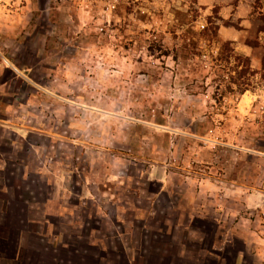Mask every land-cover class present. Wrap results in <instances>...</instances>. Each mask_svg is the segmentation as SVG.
I'll return each instance as SVG.
<instances>
[{
    "label": "rangeland",
    "instance_id": "374dc122",
    "mask_svg": "<svg viewBox=\"0 0 264 264\" xmlns=\"http://www.w3.org/2000/svg\"><path fill=\"white\" fill-rule=\"evenodd\" d=\"M71 1L0 0V256L264 264V73L197 0Z\"/></svg>",
    "mask_w": 264,
    "mask_h": 264
},
{
    "label": "crops",
    "instance_id": "0c3cea01",
    "mask_svg": "<svg viewBox=\"0 0 264 264\" xmlns=\"http://www.w3.org/2000/svg\"><path fill=\"white\" fill-rule=\"evenodd\" d=\"M73 1V0H72ZM70 3H66L67 7H63L61 3L55 4V8L57 10H61L62 8V13L64 16H74L78 14H82L81 11L83 12L86 10V6L84 4V0H78V1H73ZM203 8H205L206 11L210 10V13L213 11L216 13L217 20L215 21V27H216V37L220 39L222 43H229L232 51L233 56H239V57H244L248 60L249 67L255 71H258L260 68V59L261 56L264 52V42L261 40L260 33L258 32V27L257 21L254 25V28L252 25V21L248 23L247 18H248V12H245L246 14L242 16H237V18L242 19V21H239L240 26L242 27L243 30H246V27L248 25L253 28L254 32V38H247V37H238V30L239 28H229L226 24V19L227 17L224 16V13H226V10L230 9L231 11H238L237 8H245V10H252L253 8H249V4L247 5L245 0H197ZM249 2V0H247ZM254 3V5H259L262 8V4H264L263 0H251V3ZM85 3L88 5V2L85 1ZM258 6V7H259ZM35 6H27L26 4L24 6H21L22 10L19 12L23 13V11H27V8H29L30 11L35 12L36 8ZM258 7L254 10L255 12L259 11ZM28 12V11H27ZM85 12V11H84ZM204 12V11H203ZM208 13V12H204ZM210 15V14H207ZM259 16V15H258ZM260 17V16H259ZM237 30V31H236ZM247 31V30H246ZM245 32V31H244ZM248 32V31H247ZM240 35V34H239ZM252 42H256V45H251ZM247 92V91H246ZM3 242V240H0ZM3 248V247H2ZM1 248V249H2ZM18 248V246H16ZM16 248L12 252H8L9 248H7L6 252L8 255L6 256H0V264H19L20 261L17 256V250ZM214 249V248H213ZM208 255L202 256L201 260H193V264H229V262L226 260V256L223 255V253H226V250L224 252L218 251L214 252L212 250V247H208ZM243 251V249H241ZM229 252H232L229 250ZM212 253V255H210ZM216 255V256H215ZM237 257L233 258V261L230 264H236ZM239 264H252L251 261L245 260L243 257L242 260L238 262Z\"/></svg>",
    "mask_w": 264,
    "mask_h": 264
},
{
    "label": "trees",
    "instance_id": "16d2710c",
    "mask_svg": "<svg viewBox=\"0 0 264 264\" xmlns=\"http://www.w3.org/2000/svg\"><path fill=\"white\" fill-rule=\"evenodd\" d=\"M260 20L262 22V25L260 27H258V32L262 35V37L264 39V15H260ZM213 29H214V33L212 35H213V37H216V27H214ZM223 45L224 46H228L229 43L225 42ZM251 45H256V42H252ZM230 51H231V49H230ZM230 53L232 54V51ZM232 57H233L234 61H238L239 59H242L243 60V65H244V68H245L243 70H240V72H236V76H235L236 80H235V82L238 81L242 77L244 78L246 71L248 72V75L251 76V75L258 74L259 75V78L262 79V76L263 75H261V74L264 73V52H263L262 57L260 59V68H259L258 71H252V70H250L249 63H248V60L246 58H241L239 56H233V55H232ZM231 83L234 84L233 81ZM246 90L247 89H242V90L239 91V93L240 92L242 93V92H244Z\"/></svg>",
    "mask_w": 264,
    "mask_h": 264
},
{
    "label": "built area",
    "instance_id": "2783aa9c",
    "mask_svg": "<svg viewBox=\"0 0 264 264\" xmlns=\"http://www.w3.org/2000/svg\"><path fill=\"white\" fill-rule=\"evenodd\" d=\"M113 8H114V4L112 3V4L109 5V9L113 10ZM199 27H200V29H202L203 25L199 24Z\"/></svg>",
    "mask_w": 264,
    "mask_h": 264
}]
</instances>
